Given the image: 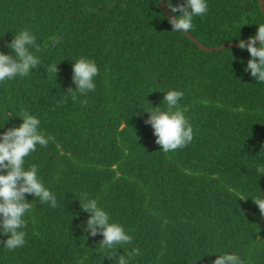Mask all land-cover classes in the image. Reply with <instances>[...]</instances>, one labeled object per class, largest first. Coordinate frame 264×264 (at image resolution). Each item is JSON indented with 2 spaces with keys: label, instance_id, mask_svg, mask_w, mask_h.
I'll list each match as a JSON object with an SVG mask.
<instances>
[{
  "label": "trees",
  "instance_id": "trees-1",
  "mask_svg": "<svg viewBox=\"0 0 264 264\" xmlns=\"http://www.w3.org/2000/svg\"><path fill=\"white\" fill-rule=\"evenodd\" d=\"M167 18L160 0H0V52H9L22 29L42 49L29 76L0 84V125L6 113L40 119L51 140L26 166H38L57 198L56 208L32 202L25 245L0 246V264H114L115 254L99 251L102 236L82 231L88 214L77 201L81 192L132 235L124 248L140 253L131 264H211L215 256L206 254L217 251L264 264V217L247 198L264 192V176L254 172L264 163L256 157L264 143V84L243 71L246 50L203 51L184 33L169 32ZM259 23V0H208L188 33L214 49L253 35ZM82 57L99 69L96 90L72 101V64ZM50 64H57L55 77ZM169 89L184 93L179 104L193 140L165 154L140 110L163 107ZM20 123L11 117L0 132Z\"/></svg>",
  "mask_w": 264,
  "mask_h": 264
},
{
  "label": "clouds",
  "instance_id": "clouds-1",
  "mask_svg": "<svg viewBox=\"0 0 264 264\" xmlns=\"http://www.w3.org/2000/svg\"><path fill=\"white\" fill-rule=\"evenodd\" d=\"M157 4L159 6V0ZM164 4L172 13L167 18L171 26L169 32L176 34L191 31L194 18L203 17L208 11V0H177L175 4L173 0H164ZM245 24H248L246 19L243 20L241 26ZM255 25L257 27L253 35L246 39H241L239 36L235 39L238 50H246L249 53L243 71L257 83L264 84V23ZM36 41V36L28 29H22L13 35L6 45L9 52H0V84L16 77L29 76L32 70L41 63L36 53L41 52L42 49ZM47 71L55 77L57 64L48 65ZM98 73L99 69L95 61L89 58L82 57L73 61L71 79L75 89L67 90L70 99L76 101L79 96L94 92L96 90L95 78ZM163 93L161 101L163 107L149 106L140 112L148 114L146 123L151 125L155 144L167 154L189 145L193 140V128L179 104L184 93L176 89H169ZM11 117H18L21 123L0 132V237H6L0 240V246L8 251H14L25 245V217L34 207L33 201L52 208L57 207L56 195L42 182L38 166L35 164L26 166V158L37 150V146L46 148L51 137L44 134L40 127V119L30 112L23 111L19 115L6 113L5 123ZM5 123L0 125V129L4 128ZM127 123L128 121L122 124L121 128ZM260 156H264V143L260 145L259 154L256 157ZM254 172L257 177L264 176V163L258 162ZM28 195L32 197V200L26 199ZM247 198L251 199L261 217H264V192L260 190V195ZM247 198L237 193V199ZM77 201L82 211L88 214L82 231H86L91 237L97 234L102 236L99 251L107 255L109 259H112L115 254L114 264H131L132 258L140 253V250L135 247L130 251L124 248L125 245L132 244V235L126 232L120 223L113 222L109 213L89 193L81 192ZM118 249H122L123 254H117ZM206 255L215 256L211 264H244L241 256L235 252L217 251Z\"/></svg>",
  "mask_w": 264,
  "mask_h": 264
},
{
  "label": "water",
  "instance_id": "water-1",
  "mask_svg": "<svg viewBox=\"0 0 264 264\" xmlns=\"http://www.w3.org/2000/svg\"><path fill=\"white\" fill-rule=\"evenodd\" d=\"M160 4H161V7L163 8V11L165 12V14L167 15V17H170L172 14L171 12L168 10V8L165 6L164 4V0H160ZM259 5H260V9H261V13L264 17V3H263V0H259ZM187 37H189L192 42L198 46V48H200L201 50L203 51H206V52H213V51H217V50H221V49H228V48H234V47H237V43H234V44H226V45H223V46H220V47H217V48H214V49H211V48H208V47H205L203 46L202 44H200L192 35H190L189 33H184Z\"/></svg>",
  "mask_w": 264,
  "mask_h": 264
}]
</instances>
